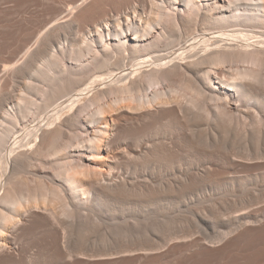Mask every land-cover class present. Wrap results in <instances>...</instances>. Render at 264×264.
I'll return each mask as SVG.
<instances>
[{"label": "bare ground", "instance_id": "1", "mask_svg": "<svg viewBox=\"0 0 264 264\" xmlns=\"http://www.w3.org/2000/svg\"><path fill=\"white\" fill-rule=\"evenodd\" d=\"M0 24L16 29L0 65V264L23 255L17 236L34 228L44 234L54 264H75L81 256L92 263L158 264L177 254L193 262L204 252L241 250L235 247L245 246L246 236L264 229L263 189L253 194L261 210L251 211L246 202L228 220L220 214L208 219L206 242L182 230L133 241L123 217L129 200L145 197L159 208L168 195L158 192L188 194L200 175L176 173L174 183L161 182V192L153 189L152 173L139 182L136 172L116 171L124 164L128 172L178 167L186 149L194 160L222 153L226 168L203 176L221 187L243 159L264 162V117L246 106H264V0H0ZM243 105L251 122L240 113ZM34 120L39 126L23 131ZM162 122L184 133L176 140L152 133ZM235 124L246 142L243 159L216 140L218 131L226 136ZM206 128L217 133L205 135ZM31 168L45 172L21 174ZM103 223L120 224L127 240L118 251L85 252L83 237L80 244L74 235L95 233ZM165 228L162 222L156 230Z\"/></svg>", "mask_w": 264, "mask_h": 264}, {"label": "rangeland", "instance_id": "2", "mask_svg": "<svg viewBox=\"0 0 264 264\" xmlns=\"http://www.w3.org/2000/svg\"><path fill=\"white\" fill-rule=\"evenodd\" d=\"M2 27H4V28H2ZM10 27H11V29H9ZM15 30L16 29L13 26H9V25L4 26V25L0 24V65L5 64V62L3 61L2 57H1V56H3L2 54L4 52V51L2 52V50H4V46L6 45L5 43H7V40H9V41L11 40L9 35L12 36V34L14 33ZM246 106L250 109L252 108V110L255 111L259 116H262L261 118L264 117V106L262 105L261 102H258V101L253 102L252 101L251 104H249V105L247 104ZM246 106L243 105V108L241 106L240 113L242 112V114H244V115H242V117H245L246 121L247 120L249 121V119H250L249 113L247 114L248 111L245 112L246 110H248V108ZM240 113H239V115H241ZM36 121L37 122H35V120H34L33 122L28 121L27 123H24L21 127L25 126L26 124H28V125L26 126V129L23 131L29 132V131H31L30 129L36 128L35 125L39 126L40 122L38 120H36ZM250 122H251V119H250ZM164 123L165 122H162V124L159 123L158 125H155L152 129L153 130L152 133L156 132V133L162 134L160 136H166V134H167V136L173 137V139H175V140L179 138V135H182L184 133V131H182V130H179V129L177 130L176 128H171V126H174V124H171V123L168 124L166 122L167 125H164ZM168 125H170V126H168ZM46 126H48V123L45 126H43V128ZM236 126H237V124H235V126H233V128L229 132H227L226 136H225L226 133L223 134L224 133L223 131H222V133L220 131H218L219 133L214 132V131L213 132L217 133L216 137H218V139L215 137L217 141H219L221 143L224 142V144L227 145L226 148L228 147L230 150L231 149H232V151L234 150L233 151L234 155H236V156L238 155L239 158L243 159L242 157L245 156V154H247V153H245L247 150V149L245 150V146H246L245 143L246 142H245V140H243V137H242L244 135H241L239 133V131L236 129ZM250 126H252V125L250 124ZM248 127H249V125H248ZM206 129H207V131L206 130L205 131L207 133L204 130H202V131L200 130L201 131L200 133H202L203 131L206 133V134L203 133L205 135L210 133L211 129H209V128H206ZM37 131H34V133H32V135H31V137L34 136L37 133ZM213 132L210 133L208 136H210L211 134L213 135ZM18 133H20V132H18ZM18 133H16L14 135V137H13L14 139ZM198 133H196V134L199 135ZM29 137H28V139L23 140L21 144L23 145L25 143V141L28 142ZM169 137H168V139L170 140ZM23 138H25V136ZM16 145H18V144H16ZM229 149H228V151H230ZM187 150L188 149L185 150V154L183 153L184 158L181 157L180 162H182V163L176 165L178 167H175V165H174V168H173L172 165H170V166L169 165H167V166L163 165V166L154 168L155 165H150V166H146V167H139L137 170L132 168L131 170L129 169V172H128L126 168L123 169L125 166V164H124V166L122 165L120 168L116 169L117 172L123 171L124 176H130L128 173L131 174L133 172H136L137 174L135 176H138L137 181H139V182L141 180V177H144L143 175H145V172L147 175L152 173L153 176L155 177V180H156V184H154L155 186H153L154 187L153 189L156 191L161 190L160 189L161 186H159L161 184V182L164 183L165 186H166L168 181L173 180L172 183H174L175 182L174 179L176 178L175 177L176 173L178 175L181 171L184 172L185 174L190 173L191 171H193V172L196 171L195 173L196 174L198 173L197 175H200L199 176L200 178L199 177L197 178L200 181L196 180V181H198V183L197 182L195 183L196 184V186L194 185L195 188L193 185L191 186L192 188L189 189L190 191L188 192V194L186 193L187 191L184 192L183 193L184 195H183V194H177V192L175 194V192H171L168 190L163 192V194H160V192H158L159 194L156 193L159 196L164 195V197H166L165 196L166 194L169 196V197L167 196L165 198L166 200L165 199L162 200L163 203H162L161 207H159V208H158V206H155V204H153V203L151 204V202L150 203L147 202L149 200L146 199L145 197H141V198L139 197L138 199H137V197L136 198L134 197L131 200H129L132 202V200L134 199L132 203L128 202V205L136 203V204H134L136 206L131 205L130 206L131 208H130L128 205H126V209L124 210L125 215L123 214V217L125 216V220H127V222H124V224L127 223L128 227H131L133 233L135 234V236L133 234L132 237L130 236V238H128V239H132V238L134 239L135 238L133 241H139L140 240V242H142L145 240V238L148 235L152 236L151 234H153V232L155 234L159 235L160 238H163V236L165 237L166 234H168V233L170 234L172 232L174 233V231L178 232V230H179V232H182V231L191 232V234H193L194 237H200V238L204 239V241L206 242V240L209 239V238H206L207 235H208V237L211 236L210 234H208V232H209L208 230H210L208 227V223H209L208 219L213 217L215 214H220L223 217L226 216L225 217V219H226L227 214L228 215L231 214L230 212H232L234 208H236L238 206L242 207L243 205L248 204V202L250 205V207H248L249 205L247 206L248 209L252 207L253 209L251 208V211L254 210V212H257L255 210H259V208L261 210L262 209L261 207L264 206V203L261 206V204L259 203L260 200L257 201V204L253 203L256 201V200L255 201L253 200L254 195L256 194L255 195V197H256L257 195L261 194L260 192H262L264 189V187H263L264 186V184H263L264 183V162H262L260 164L259 163L253 164V162L248 163L249 161L246 162V160L243 159V162H241L240 165H238V166L235 165L236 167L234 166V168L230 169L231 172H230V175L228 176V179L226 182L228 184L225 183L226 185H221V187L218 186V187H220V188H218L217 184H215L214 182H208V184L206 182H204L203 176H205L206 173H208L210 170H212V171L215 170V169H213L214 167H216V169L218 168L219 170H221L222 168H224V169L226 168L227 163H224L225 161L223 159H221L222 157L220 158L222 153H221V155H217L216 158L214 156L215 159L202 157V159L198 158V160L196 159L197 160L196 161V160H194L195 158L193 156H190L191 154ZM232 151H230V152H232ZM238 152L240 154H238ZM241 154L243 156H241ZM192 157L194 159H191ZM209 159L211 161H209ZM47 161H49V160H47ZM38 163L40 165V162H38ZM181 167H183V168H181ZM220 167H221V169H220ZM180 169H182V170H180ZM29 170L30 171L24 170L25 172L22 171L23 173L21 172V174H24L26 177L31 176L29 178H33L37 174L42 175L45 172V169H43V168H39V169L31 168ZM178 170H180V171H178ZM173 171H175V173ZM24 175H22V176L24 177ZM168 183L172 184L170 182H168ZM164 188L167 189V187H164ZM161 192H162V190H161ZM168 193H170V194H168ZM176 195H178V196L176 197ZM250 198L253 201H250L249 200ZM135 199H137L138 202ZM250 202L252 205L250 204ZM173 205H174V207H173ZM254 206H257L258 209L256 207L254 209ZM127 209H129V210L127 211ZM246 210H247V208H246ZM246 210L243 209L242 211L237 212L235 214L236 215H238V213L242 214L243 212H246ZM117 211H119V210H117ZM99 213L105 214V215L109 214L108 210L107 211L101 210ZM119 213L120 212H118V213H112L111 212V215L114 214L113 216H116L117 214L119 215ZM226 220H228V219H226ZM162 222H163L164 227H166L165 228L166 233L164 231L158 232L156 230L158 224H162ZM168 223H170V224H168ZM115 224H116L117 228L115 227ZM108 225H109V228H107ZM110 225H111V227H110ZM118 225H120V224L103 223V225H101V226H103V228L101 226H100L101 228H97V231L100 229L101 232L95 231V233H94L93 231L92 232L90 231L89 232L90 234L88 232H86V234L88 233V235H89L88 238L84 232H83L84 234H82L83 236H81V232H80V235H79V233H76L78 235L77 236L74 235L75 237H77V238H75V240L77 242L79 241V243L83 240L81 242L82 244L80 243L81 247L83 250L84 249L87 250L85 252L89 251V254L97 253V251L103 252L105 250V248H106V250L109 249L110 251L113 250V252H114L116 250L115 248L118 247L119 244L123 242V240H127V237L125 238L122 236L121 227H119ZM167 225H168V227H167ZM118 230H119V232H118ZM261 230H264V229H261ZM261 230L260 229L255 230L258 232H255V231L252 232L251 231L253 233V235H255V233H257V234L253 237L252 233H250V235H252V238H250L251 237L250 235H249V237L246 236L245 238L246 239L248 238L247 240L249 242L246 240L247 242H245V243L247 246L246 245L243 246L240 243L238 245L239 247L237 246L238 248L235 247V250L240 249V247L242 248L241 250H238V251L236 250L237 254H236V251H234V249L232 251H229L230 254L233 255L232 257L230 254H229L230 256H228V257L225 256V255H228L229 252H226L227 253L226 254L223 251L214 250V251H210L209 253L204 252L203 254H201L202 256L199 255L200 257L199 256L196 257L197 258V259L195 258L196 260L193 259V262H192V260L189 261L188 258H184L183 256L181 257L180 254L175 255V257L170 256L167 258H163V260L166 259V260H164L165 264H220V263L221 264H227V262H229L228 264H233V262H234V264H245V263L246 264H257L255 261H257L258 264H264V254H263V252H264V236H263L264 231L261 232ZM116 231H117V233H116ZM259 232H260V234L262 233L261 236H259L260 239L257 236V235H259ZM26 234H28V235H26ZM43 235L44 234L39 229H36V228H34V229H32V231H29L26 233H23V232H21V234L19 233L17 238L18 239L20 238L19 239L20 241L17 239L15 242L16 243L20 242V243H17V245L20 246V250H22V251L24 250L22 252L23 255L17 260L8 259L9 261H7L6 264H29L27 262L33 261L32 258H34V261L31 262L32 264H35L36 262H37L36 264H54V261H52L49 258L48 254L45 250V242H44V236ZM19 236H21V237H19ZM40 236H41V238H40ZM22 237H24V238H22ZM35 237H36V239H35ZM81 237H83V239ZM256 237L258 239H256ZM261 237H263V238H261ZM84 238L87 239V241L85 240V242H84ZM188 239H190V238H188ZM21 240H23L22 243H21ZM129 241H132V240H129ZM43 242H44V244H43ZM74 243L75 242L72 241L71 246ZM243 244H244V242H243ZM113 247H114V249H111ZM262 247H263V251L260 250V249H262ZM29 249H31V251ZM95 250H97V251H95ZM109 250L105 251V252L107 253V252H109ZM116 251H118V250H116ZM233 251L235 252V255H234ZM30 252H31V254H30ZM222 252L225 254L224 255L225 257L223 256L224 258L220 257L221 255H223ZM219 253H220V256H219ZM253 253H254V255H253ZM259 253L260 254L262 253L263 255L262 254L259 255ZM250 254H252V255H250ZM154 256H155V258L153 257V255L150 258L153 257V260L156 259V255H154ZM261 256H263V257H261ZM35 257L38 259H36ZM27 258L29 259V261ZM168 258L171 261H169ZM227 258H228V261L224 260L225 261V263H224V261H222V260L227 259ZM244 258H245V260H244ZM246 258H248V259L250 258L249 260H251L252 262L250 263V261ZM77 260H79V261H77ZM84 260L85 259H83L81 256L79 259L78 258L76 259V262H78V263H76L74 261H73V263H75V264H89L90 262L92 263V261L86 262ZM172 260H174V261H172ZM240 260H242V261L240 262ZM100 261L103 262L104 264H109V263L110 264H141L140 261L139 262L134 261L133 263L132 262L130 263L128 261H120L121 263H115V262L113 263V261H111V262L107 261V263H106V261L104 262V260H94L92 264H100ZM162 261H158V262L161 263ZM63 263L64 264H72V261H70V262L63 261ZM63 263L58 262V264H63ZM164 263H161V264H164ZM55 264H57V263H55Z\"/></svg>", "mask_w": 264, "mask_h": 264}]
</instances>
